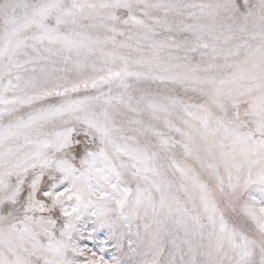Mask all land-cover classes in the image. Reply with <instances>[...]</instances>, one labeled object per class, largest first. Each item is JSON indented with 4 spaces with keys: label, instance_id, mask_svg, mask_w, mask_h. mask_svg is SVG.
Wrapping results in <instances>:
<instances>
[{
    "label": "snow or ice",
    "instance_id": "obj_1",
    "mask_svg": "<svg viewBox=\"0 0 264 264\" xmlns=\"http://www.w3.org/2000/svg\"><path fill=\"white\" fill-rule=\"evenodd\" d=\"M0 264H264V0H0Z\"/></svg>",
    "mask_w": 264,
    "mask_h": 264
}]
</instances>
